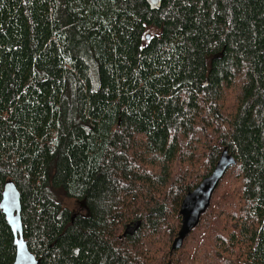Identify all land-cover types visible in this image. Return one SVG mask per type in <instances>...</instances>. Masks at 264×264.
I'll list each match as a JSON object with an SVG mask.
<instances>
[{"label":"trees","instance_id":"1","mask_svg":"<svg viewBox=\"0 0 264 264\" xmlns=\"http://www.w3.org/2000/svg\"><path fill=\"white\" fill-rule=\"evenodd\" d=\"M8 179L39 264H264V0H0V199Z\"/></svg>","mask_w":264,"mask_h":264},{"label":"water","instance_id":"2","mask_svg":"<svg viewBox=\"0 0 264 264\" xmlns=\"http://www.w3.org/2000/svg\"><path fill=\"white\" fill-rule=\"evenodd\" d=\"M158 5L159 0L153 3L152 7H157ZM235 163V158L229 153L227 147L224 146L212 171L203 177L196 187L192 190H187L180 203L178 212L180 226L172 241L170 253L177 247L182 246L187 235L198 225L201 215L206 212L210 205L212 195L218 183L223 178L226 170ZM0 209L5 215V219L11 227L14 236L16 253L12 264H39V259L29 251L26 240L23 237L20 193L11 179L6 180L3 185ZM138 224L139 222H136L132 227L127 225L123 234L133 231Z\"/></svg>","mask_w":264,"mask_h":264},{"label":"rangeland","instance_id":"3","mask_svg":"<svg viewBox=\"0 0 264 264\" xmlns=\"http://www.w3.org/2000/svg\"><path fill=\"white\" fill-rule=\"evenodd\" d=\"M67 202L69 203L68 206L71 207L72 209H75V210H76V209H77V210L79 209L78 204H77V203L75 204V202H74L73 200H69V201H67Z\"/></svg>","mask_w":264,"mask_h":264},{"label":"bare ground","instance_id":"4","mask_svg":"<svg viewBox=\"0 0 264 264\" xmlns=\"http://www.w3.org/2000/svg\"><path fill=\"white\" fill-rule=\"evenodd\" d=\"M150 2H151V7H152V5H153V3H156L157 2V0H149ZM159 4H160V0H159ZM159 6V5H158ZM157 6V7H158ZM157 7H152V8H157ZM148 36H149V34H147ZM148 38V37H147ZM222 150V149H221ZM235 165V164H234ZM5 216V215H4ZM135 225V224H134ZM181 247V246H180ZM180 247H177L176 249H179ZM175 250V249H174Z\"/></svg>","mask_w":264,"mask_h":264}]
</instances>
